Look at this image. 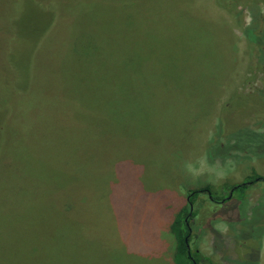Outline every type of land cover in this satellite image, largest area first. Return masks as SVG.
Segmentation results:
<instances>
[{
    "label": "rangeland",
    "instance_id": "374dc122",
    "mask_svg": "<svg viewBox=\"0 0 264 264\" xmlns=\"http://www.w3.org/2000/svg\"><path fill=\"white\" fill-rule=\"evenodd\" d=\"M234 1L229 14L216 0H0V264H171L169 226L188 191L220 196L253 170L264 176V55L245 36L264 42V0ZM203 26L217 38L198 45ZM176 59L205 62L183 88ZM182 108L185 120L171 116ZM208 197L192 247L216 264H264V231L257 254L236 238L242 224L211 221ZM263 213L259 182L235 215ZM18 215L40 246L13 242L27 222L13 225Z\"/></svg>",
    "mask_w": 264,
    "mask_h": 264
},
{
    "label": "trees",
    "instance_id": "16d2710c",
    "mask_svg": "<svg viewBox=\"0 0 264 264\" xmlns=\"http://www.w3.org/2000/svg\"><path fill=\"white\" fill-rule=\"evenodd\" d=\"M216 4L218 5L219 8H221L222 10H224L225 12H227L229 14L237 11L238 6H239V4H236L234 0H216ZM184 16H186V15H184ZM51 23H52V21L50 22V24ZM181 24H177V25L182 28ZM204 29L206 31H204L203 34L198 39V41H197L198 45H201L207 39L217 38L216 29H214V28L208 29L206 27H204ZM19 30L20 31H19L18 35L27 36L29 34V31H24L25 30L24 28H20ZM36 30H37L36 28H32V32H34ZM43 33L44 32L39 34V32H38L35 35V37H37V40H39V38L43 35ZM245 36L250 41H253V45L258 44V40L260 39L259 40L261 42L259 44V46L261 47L260 53H261V55H264V52H263L264 51V48H263L264 42L261 41V39H263L262 33H261V35L257 36V34H255L254 30L252 29L251 31H247ZM263 57L264 56H262L260 59L261 62H263ZM204 64H205V62L203 59H201V60H189V61L184 60V59H181V60L176 59V61H175L176 68L177 69L179 68V70H180V85L182 86L181 88H183L184 86H187V82H185L186 73L190 69H192V70L203 69ZM140 65L142 66V70H143L144 65H145V60L135 59V68H138ZM157 73H159L157 78H160L161 83L168 80V77L166 75H164L163 73H160V72H157ZM142 75H145L149 78L151 75V72L150 71H144L142 73ZM144 81H146V80H144ZM169 86L173 87V84L171 81H169L167 83V87H169ZM107 90H109V89H104V91H107ZM182 90L183 89H180L179 92L181 93ZM208 95H210V93L208 94L205 91V102L204 103L207 102L208 97H209ZM179 98L182 101V103H185L183 95H180ZM71 99L78 102V98L74 99L71 97ZM68 101H70V100H68ZM68 105H69V107L70 106H77V104H72V103H70ZM80 106L81 105L79 103V105L77 107L80 109ZM188 112L190 113L189 109L182 108V111L173 113L171 116L172 117L176 116V118L181 119L183 121V120H185V118H187L186 116H187V114H189ZM113 117H114V114H113ZM180 124H183V123L180 122ZM24 128H26V127H24ZM81 129L83 131L82 125H81ZM28 132H29V128H27V130L19 128V131H18V133L24 134V135L27 134ZM1 133L2 132L0 131V134ZM70 148H71V146H70ZM3 163H4V166L10 165L8 158H4ZM53 172H54V170L49 169V173H53ZM23 173H24V171L21 170L20 164L17 162L16 163V169L14 171L15 186H16L15 196L22 194L21 191L19 190V182H20L21 177L23 176ZM6 175H7V177H9V173L8 174L6 173ZM259 182L264 184V176L257 174L253 170L251 172V174L245 176V178L242 180V182L236 183V184H231V187H230V192L232 193L231 196L229 195L230 192L225 194V195H220V196L214 195L213 196V193H212L211 189L209 188V186L204 187V188H200V189H198V188L192 189V190L188 191L186 194V197H187L186 204L183 207H181L179 209V211L175 214L173 221L169 226L170 234L174 240L171 264H204V262H207L209 264H216V262H214L212 260V258L204 256L199 251V249L197 247H196V249L192 247V245L194 243V239H195V236L193 233V221L198 216V210L196 209V203L198 200H200L199 199L200 196L202 194H205V193H208V196H209L207 198V203L209 205V208L211 211H213V213H215L213 215V219L211 221L217 222L218 221L217 215L219 214L220 216H223L224 219H226L228 222H230L233 225H237L238 223L242 224V228H244L246 231H244L243 233H237L238 229H235L234 231H236V234H237L236 238H241V237L245 238L246 241L244 242V244L247 245V247H253V249L256 250L257 254H258L260 239H261L262 233L264 231V217H262L263 221L260 223H258V222H245V221H242V219L240 217L236 218L237 215H235V213L237 212V210H239V206L241 203H244V204L246 203V192H248L252 186H254L255 184H257ZM226 186L229 187L228 184ZM0 190L2 193L3 200L5 202L7 200L9 188L3 189L0 187ZM219 205H221L223 207L222 212L215 211V209L217 210V206H219ZM63 209L66 213H69V212H71V210L75 209V205H74V203L69 202V204L67 203L63 207ZM263 215H264V213H263ZM232 216H234V217H232ZM17 219L16 218L13 219V221H12L13 225L15 222L22 224L23 222H21L20 220H25V218L21 215H18ZM25 221H27V220H25ZM27 222H25V227H15L17 232H11L10 231L14 237L13 242L15 244H20L22 246L23 245L40 246L39 244L43 243V237L40 236L39 234H34V236L30 235L29 234L30 231L37 232V226L31 221H30L31 224L29 221H27ZM246 232H249V235H246L247 237H244ZM248 239H249V241L247 242ZM250 242L252 243V245ZM247 253L249 254V252H247ZM17 264H22V263L19 262Z\"/></svg>",
    "mask_w": 264,
    "mask_h": 264
},
{
    "label": "clouds",
    "instance_id": "9594fccd",
    "mask_svg": "<svg viewBox=\"0 0 264 264\" xmlns=\"http://www.w3.org/2000/svg\"><path fill=\"white\" fill-rule=\"evenodd\" d=\"M225 175H226V173L224 171H222V170L216 172V176H217L218 179H223Z\"/></svg>",
    "mask_w": 264,
    "mask_h": 264
},
{
    "label": "flooded vegetation",
    "instance_id": "af4514ba",
    "mask_svg": "<svg viewBox=\"0 0 264 264\" xmlns=\"http://www.w3.org/2000/svg\"><path fill=\"white\" fill-rule=\"evenodd\" d=\"M229 195L231 196V195H232V193L230 192V193H229Z\"/></svg>",
    "mask_w": 264,
    "mask_h": 264
}]
</instances>
